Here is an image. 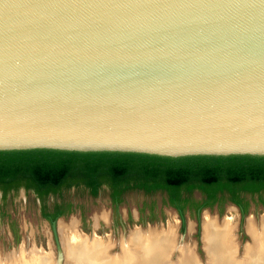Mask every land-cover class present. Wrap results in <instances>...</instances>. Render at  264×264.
<instances>
[{
  "label": "water",
  "instance_id": "water-1",
  "mask_svg": "<svg viewBox=\"0 0 264 264\" xmlns=\"http://www.w3.org/2000/svg\"><path fill=\"white\" fill-rule=\"evenodd\" d=\"M32 147L264 154V0H0V149ZM49 224L53 264H64ZM155 244L67 256L169 264ZM248 253L238 262L216 251L202 264L264 260V249Z\"/></svg>",
  "mask_w": 264,
  "mask_h": 264
},
{
  "label": "trees",
  "instance_id": "trees-1",
  "mask_svg": "<svg viewBox=\"0 0 264 264\" xmlns=\"http://www.w3.org/2000/svg\"><path fill=\"white\" fill-rule=\"evenodd\" d=\"M106 184L113 198L125 188L150 191L164 188L173 204L183 209L180 191L193 187L205 193V203L225 190L237 203L238 190L264 191V154H185L168 156L151 153L84 151L32 147L0 149V190L31 188L41 199V214L55 218L66 214L69 202L55 203L46 210L43 202L49 191L82 184L95 194ZM264 202V195L261 197ZM243 211L247 202L241 203ZM222 207H219L220 212ZM197 224L195 236H198Z\"/></svg>",
  "mask_w": 264,
  "mask_h": 264
},
{
  "label": "rangeland",
  "instance_id": "rangeland-1",
  "mask_svg": "<svg viewBox=\"0 0 264 264\" xmlns=\"http://www.w3.org/2000/svg\"><path fill=\"white\" fill-rule=\"evenodd\" d=\"M32 190L25 191L22 186L17 188L14 191L12 197H8L6 203L2 207L3 213L0 217V264H6L11 261H21V257L24 259L25 263L33 261L35 264H41V260L47 262V264H52L54 259V242L51 235V230L49 228V223L46 219L40 216L38 200L33 197ZM197 194L196 191L193 192ZM159 192L154 193V196L159 197ZM67 197L77 202V205L72 209V211L60 215L56 218V224L61 221L62 223L71 224L74 222L75 229L80 232H84V237L78 240L75 245L77 246L75 249L78 252L83 247L92 248V245L95 244L98 246V238L92 239L91 243L87 242V234L89 229L91 228L101 240L106 241L107 243V254L109 256H117L120 255L122 251H133L136 249L135 247L141 246L145 247L147 241H151L156 239L159 233L163 234L166 230H160V232L152 233V235H148L147 240L146 235H141L139 232H135L134 230L137 228L136 226L142 225V227L152 226L157 229L167 228L169 225L174 224V242L169 245L172 246L171 250L167 252L166 257L169 261V264H174L178 262L183 256L184 250H190L193 256L199 264L204 263L207 259H211L213 261L216 251L208 250L203 246L201 235L203 236V240L206 246L208 247H216L217 249L224 250L220 251V254H229L234 248L233 255H230L232 259L240 262L242 258L247 257L251 252L252 257H257L264 249V213L261 211L259 207L255 210L250 207L243 217H241L238 209L226 202L221 209L220 212L214 207L208 208L207 206L202 207L198 218L200 232V252L197 251L196 238L193 235L195 230V212L192 209L185 208L184 210V235L181 237L180 224L181 220L177 214V212L169 207L168 205H162L161 212H156V216L152 217L151 221H139L136 216L135 205L139 203V201L143 197H148L149 195H143L141 191L138 190H130L125 193L122 201L119 203L118 211L121 213V216L125 219V232H123L120 224L113 221L110 213L109 201L104 193H99L96 196L88 195L85 192H76L70 189L69 193L66 194ZM1 202V200H0ZM127 209L131 213V217L127 218ZM79 212L83 217V222L80 220ZM204 213H207L212 216V223L215 226H220L224 223V219L228 216H233V232L230 234L231 244H213L210 241L211 238L217 236V232H211L209 234L202 231V218ZM106 215V217H103ZM249 218V219H248ZM253 221V222H252ZM143 222V224H142ZM227 222V221H225ZM249 222V223H248ZM146 223V224H145ZM247 223L251 226L247 227ZM10 224H13L16 232H17V241L19 243L18 250L20 251V259L15 252V243L16 237L12 234L10 230ZM192 224V225H191ZM254 224V225H253ZM204 225V220H203ZM246 225V229H245ZM176 226V228H175ZM241 226L242 232H244V236L240 235L238 232V228ZM259 228H255V227ZM136 227V228H135ZM135 228V229H134ZM134 229L130 238L125 242L123 240V234L127 237L130 231ZM57 230L60 234V237L63 240L62 233L59 231L60 229L57 227ZM248 230V231H247ZM255 230V231H254ZM263 231V232H262ZM82 232V233H83ZM203 232V233H202ZM249 234H248V233ZM29 236V246L30 249L39 248L40 252L38 256L33 254H27L24 256V239L25 235ZM133 234V235H132ZM255 234V235H254ZM136 235V236H135ZM253 238V242L261 243L260 246L255 247V249L248 250L247 247L251 245V241ZM262 236V237H261ZM142 237V238H140ZM146 242L141 243V242ZM103 243L102 241H100ZM99 242V246H102ZM229 243V242H228ZM211 244V245H210ZM71 246V245H70ZM219 246V247H218ZM223 246V247H222ZM72 247V246H71ZM127 247V248H126ZM73 248V247H72ZM74 249V248H73ZM36 250V249H35ZM37 251V250H36ZM30 252V251H29ZM67 251L65 247V256H64V264L70 261L69 256H67ZM32 254V256H30ZM36 255V256H35ZM30 256V257H29ZM10 257V258H9ZM199 257V258H198ZM7 258H9L7 260ZM28 260V261H27ZM27 261V262H26ZM259 264H264V260L259 259ZM87 264H95L94 262H90L88 260ZM96 264H105V263H96Z\"/></svg>",
  "mask_w": 264,
  "mask_h": 264
},
{
  "label": "flooded vegetation",
  "instance_id": "flooded-vegetation-1",
  "mask_svg": "<svg viewBox=\"0 0 264 264\" xmlns=\"http://www.w3.org/2000/svg\"><path fill=\"white\" fill-rule=\"evenodd\" d=\"M20 187L21 186H19L18 188H20ZM22 188L25 191H27V193L29 192V190H32L30 193H32L33 197L37 198V200H38L39 214H40L41 217L46 219L48 221V223L50 222L51 219H56L58 216L63 215V214H59L55 218H48L47 216L42 215L41 214V209H40V205L42 203L41 199L35 194L33 189L24 188V187H22ZM70 189H72V190H74L76 192H78V191L79 192H85V193H87L88 195H91V196H96L100 192L104 193L106 195L108 201H109V206H110V209H111L110 213H111V217H112L113 221L118 223V224H120L121 227L123 225L124 229H125V219L121 216V213L118 211V206H119V203L122 201L125 193H127L130 190L141 191V193L144 196L145 195H149L148 197H143L139 201V203H137L135 205L136 216H137V219H139V221H143V220H144V222L145 221H151L152 217L156 216V212L157 211L161 212L162 205H168L169 207L173 208L177 212V214H178V216H179V218L181 220L180 231L182 232V231H185V229H184V220H185L184 210H185V208L192 209L195 212V215H196L195 216V221H196L195 222V230H194V234H193L194 236H195L197 224L199 225L197 216H199V212H200L201 208L205 207V206H207L208 208L214 207L217 210V212H219L218 211L219 207L223 208L224 204L226 202H228V203L234 205L238 209L241 217H243L245 212L250 207H252L253 210H255L257 207H259L261 209V211L264 213V202L261 200V197L264 195V191L263 190H261L259 192H249V191H245V190H238V196L242 198L238 203L236 201H233L229 197V193L227 191H225V190H222V191H219V192L217 191L215 193V196L217 197V199L213 200L211 202V205L210 204L208 205V204L205 203V193L200 188L193 187V188H191L188 191H185V190H181L180 191L181 198H184V203H183V206H182L183 209H181V207L179 205L171 203V201H170V199L168 197L167 191L164 188H156V189H153V190H150V191H146V190H144L142 188H133V187L132 188H125V189H123L120 192L119 198L115 199V198H113L110 195V189L104 183H102V184H100L98 186L95 194H91L89 192L88 188H86L82 184L70 185L68 187H63L58 192L49 191V192H47L45 194V196L43 198V202H44V204L46 206V210L52 211L53 210V205L55 203H59V204L62 205V204H65L66 202H69L67 213L72 211V209L77 205V202L66 196V194L69 193ZM14 191L15 190H13V189H9L6 192H2L0 190V200H1V202H0V217H1L2 213H3L2 212L3 211L2 207L6 203V200L8 199V197H12L13 196ZM194 191H196L197 194H194L193 193ZM156 192H159V194H160L159 197L154 196V193H156ZM242 201H246L247 202V210L246 211H243V209H242V205H241ZM126 214H127V218L131 217V213H130V211L128 209H127V213ZM79 217H80V220L83 222V217H82L80 212H79ZM142 224H143V222H142ZM136 227L139 230H144V231H146V230L147 231L148 230L151 231V230H153L155 228V230L157 232H160V230H166L168 228L167 227V228L157 229L156 227H152V226H146V227L143 228L142 225L136 226ZM202 227H203V218H202ZM9 228H10L12 234L14 235V237H16V241H17V232H16L13 224H10ZM49 228H50V224H49ZM134 229H132L130 231V233L127 235V237L125 239L126 241L130 238V234H131V232ZM245 229H246V225H245ZM202 231H203V228H202ZM199 232H200V226H199V229H198V236L197 237L195 236L196 244H197V251L198 252H200V250H201ZM238 232H240L241 236L245 235L244 232H242L241 226H239ZM51 235H52V233H51ZM97 237H96V234H94L92 239L97 238ZM201 238H202L203 246L206 249L210 250L212 247H208V246L205 245L202 235H201ZM251 238H252V236H251ZM98 241L100 242V241H103V240H101L98 237ZM252 241H253V238H252ZM99 242H97L98 246L94 247L93 251H95V249H97L98 247L100 249H104V247L107 246L106 241H103V243L100 242L102 246H99ZM171 248H172V246L169 247V249H171ZM213 249H217V248L214 247ZM185 250H184V253H183V255L185 257L188 256V255L192 256V253L189 250H187V251H185ZM231 250L232 251H231L230 255H233L234 248H232ZM29 251H30V248H29Z\"/></svg>",
  "mask_w": 264,
  "mask_h": 264
},
{
  "label": "bare ground",
  "instance_id": "bare-ground-1",
  "mask_svg": "<svg viewBox=\"0 0 264 264\" xmlns=\"http://www.w3.org/2000/svg\"><path fill=\"white\" fill-rule=\"evenodd\" d=\"M103 217H106V215H103ZM211 219H212V216L211 215H209V214H207V213H204V215H203V220H204V225H203V231L205 232V233H207V234H209V233H211V232H217L218 234H217V236H215V237H213V238H211L210 239V241H212L213 242V244L215 243V244H221V243H223V244H226V245H228V244H231V239H230V234L233 232V222H232V220H233V216L231 217V216H228V217H226L223 221H224V223L222 224V225H220V226H215L213 223H212V221H211ZM249 219V218H248ZM212 220H214V219H212ZM225 221H227V222H225ZM253 222V221H252ZM249 223V222H248ZM247 223V227L248 226H251L250 224H248ZM254 225V224H253ZM75 227L76 226H74V222L72 221L71 222V224H66V223H62L61 221L58 223V228L60 229L59 231L62 233V237H63V240H62V238H61V241H62V244H63V246H64V248L66 247V251L68 252L67 254H69V255H72V256H76V257H83L84 256V254L85 255H87V254H89L91 251H93L94 249V247H96V245L95 244H93L92 245V248H87V247H83L81 250H79L78 252L76 251L77 249H75L77 246L75 245V243H77L78 242V240H80L82 237H84V233H82V232H80V231H78L77 229H75ZM175 228H176V226H175ZM249 228V227H248ZM256 229L257 228H259V227H255ZM146 230V229H145ZM135 232H139L140 233V236L141 235H146V240H147V237H148V235H152V233L154 234V233H156V230H155V228L153 229V230H151V231H144V230H139L138 228H136L135 230H134ZM133 231V232H134ZM248 231V230H247ZM255 231V230H254ZM132 232V233H133ZM263 232V231H262ZM133 235V234H132ZM164 235V236H163ZM163 235L160 233L159 235H158V237L156 238V239H153V240H151V241H154V242H156L157 244H155L157 247H160V246H158V244H159V242H160V244H161V249H163L164 248V251H165V253H167V252H169L171 249H169V245H171V244H173V242H174V224L172 225H169L168 226V228L166 229V232H164L163 233ZM255 235V234H254ZM136 236V235H135ZM97 237V236H96ZM262 237V236H261ZM98 238V237H97ZM140 238H142V237H140ZM160 240H159V239ZM157 240V241H156ZM151 241H147V243H150ZM256 241V240H255ZM253 242V241H251V245L249 246V247H247V249L248 250H252V249H254L255 247H257V246H260V244H262L263 242H261V243H256V242ZM103 242V241H102ZM229 242V243H228ZM74 248H72L71 246ZM211 245V244H210ZM211 247V246H210ZM215 247V246H214ZM214 247H212L210 250H215V251H217V252H219L220 253V251L221 252H223L224 250H222V249H213ZM219 247V246H218ZM223 247V246H222ZM99 248V247H98ZM136 248V247H135ZM216 248V247H215ZM37 251H36V250ZM100 249V248H99ZM158 249V248H157ZM135 250L136 249H133V252H135ZM190 251V250H189ZM33 253V254H38L39 255V252H40V249L39 248H33V249H30V252H28V254H30V253ZM132 252V251H131ZM229 254H231V252L229 253ZM26 255V253L24 254V256ZM35 255V256H36ZM37 255V256H38ZM19 257V259H20V251L18 250V253H17V255H16V257ZM30 256H32V254L30 255ZM29 256V257H30ZM39 256H41V254L39 255ZM184 256V255H183ZM32 257H34V256H32ZM192 256L190 255H188V256H186L185 258H191ZM10 258V257H9ZM9 258H7V260L9 259ZM25 259V258H24ZM23 260V258L21 257V261ZM32 259H30V262H33V261H31ZM11 261V258L9 259V262ZM8 262V263H9ZM8 263H6V264H8ZM47 264V262L46 261H44V259H42L41 260V264ZM50 264V263H49ZM53 264V263H52ZM67 264V263H66Z\"/></svg>",
  "mask_w": 264,
  "mask_h": 264
}]
</instances>
